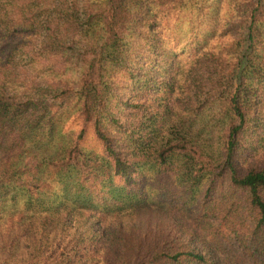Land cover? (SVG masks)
<instances>
[{
  "label": "trees",
  "instance_id": "1",
  "mask_svg": "<svg viewBox=\"0 0 264 264\" xmlns=\"http://www.w3.org/2000/svg\"><path fill=\"white\" fill-rule=\"evenodd\" d=\"M77 212L102 264H264V0H0V220Z\"/></svg>",
  "mask_w": 264,
  "mask_h": 264
},
{
  "label": "rangeland",
  "instance_id": "2",
  "mask_svg": "<svg viewBox=\"0 0 264 264\" xmlns=\"http://www.w3.org/2000/svg\"><path fill=\"white\" fill-rule=\"evenodd\" d=\"M226 27L220 30L219 36L235 29L229 23ZM187 59L183 57V62ZM105 218L98 222L91 214L77 212L69 217L57 215L28 222L18 220L17 216L12 219L5 216L0 220V264L7 260L10 244L17 246L16 256L22 264H27L28 259L32 264H102L106 247L100 249L102 241L99 236L108 234L107 230L113 233L117 228V222ZM81 248L98 250V253L89 254V251L85 254Z\"/></svg>",
  "mask_w": 264,
  "mask_h": 264
}]
</instances>
